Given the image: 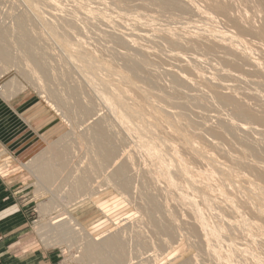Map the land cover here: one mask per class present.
<instances>
[{"label":"rangeland","instance_id":"obj_1","mask_svg":"<svg viewBox=\"0 0 264 264\" xmlns=\"http://www.w3.org/2000/svg\"><path fill=\"white\" fill-rule=\"evenodd\" d=\"M177 1L183 6L178 11L150 0H0V37L6 36L13 59H0V184L16 190L29 223L27 235L13 242L12 251L47 249L61 255L57 264H90L85 247L96 237L97 243L108 238L120 242L123 257L111 248L103 252L112 264H264V217L258 214L264 212V124L242 119L233 105L218 99L229 96L257 118L264 116V39L251 32L264 26V12L259 0H192L209 18L189 1ZM216 2L229 6L226 15L215 9ZM21 20L41 67L24 49ZM210 29L240 39L235 44L249 52V59L210 35ZM65 42L79 46L93 66L102 63L121 74V81L108 72L101 76L107 86L115 85L132 111L127 116L136 114L144 127L118 118L102 102L101 93L108 90L99 86L105 91H94L87 72L70 60ZM132 64L139 65L136 75ZM6 104L20 105L31 128H20L19 119L11 118L21 138L6 130ZM86 108L91 112L85 113ZM99 122L115 148L104 166L98 163L94 135ZM145 127L153 128L151 137ZM147 144L164 158L145 155ZM196 149L206 159L195 155ZM175 152L198 190L186 188L183 177L169 172ZM207 157L228 171L211 174L214 163ZM46 165L52 168L47 180L38 171ZM121 165L125 175L118 179L113 174ZM81 181L85 188H79ZM183 194L189 200L181 199ZM191 200L192 207L187 204ZM153 203L158 207L154 212ZM192 208L223 235L204 234ZM242 217L247 232L236 227Z\"/></svg>","mask_w":264,"mask_h":264},{"label":"bare ground","instance_id":"obj_2","mask_svg":"<svg viewBox=\"0 0 264 264\" xmlns=\"http://www.w3.org/2000/svg\"><path fill=\"white\" fill-rule=\"evenodd\" d=\"M50 1H53V0H50ZM186 1V0H185ZM187 1H189V3L192 5V7H193V9L195 10V11H197L198 13H200L201 15H204L203 17H209L211 14H209V12H206V10L204 11L203 9L204 8H202L200 5H198V4H196L195 2H192V0H187ZM78 2V1H77ZM150 2H154V3H158L159 4V6L161 7V8H164V9H173V10H181L182 9V4L179 2V1H177V0H150ZM259 3H260V6H261V9L263 10V12H264V0H259ZM28 4V3H27ZM79 4H83V3H79ZM78 4V5H79ZM225 4V3H224ZM223 3H215V9L218 11V12H220L221 14H224V15H226L227 13H228V10H229V6H227V5H224ZM229 4V3H228ZM257 4H258V2H257ZM24 5H26V4H24ZM32 5V4H31ZM83 6H85L84 4H83ZM75 7V6H74ZM89 7V6H88ZM258 7V6H257ZM87 8V7H86ZM34 9H35V6H34ZM169 9V10H170ZM260 9V8H259ZM260 9V10H261ZM33 10V9H32ZM88 10H90V9H88ZM93 10V9H92ZM94 12V11H93ZM100 12V11H99ZM103 14L105 13V12H103V11H101ZM91 13V12H90ZM95 13V12H94ZM102 13H100V14H102ZM211 13V12H210ZM115 14V13H114ZM199 14V15H200ZM98 15H99V13H98ZM107 15V14H106ZM94 16V15H93ZM102 16V15H101ZM115 16V15H114ZM99 17V16H98ZM107 16H105V19H107L106 18ZM202 17V16H201ZM100 18V17H99ZM109 18V17H108ZM115 18V17H114ZM210 18V17H209ZM212 18H213V16H212ZM252 18V17H251ZM255 18V17H254ZM86 19H87V17H86ZM104 19V20H105ZM134 19V18H133ZM93 20V19H92ZM95 20V19H94ZM115 20V19H114ZM203 20V19H202ZM231 20V19H230ZM233 20H234V18H233ZM249 20V19H248ZM41 21V20H40ZM39 21V22H40ZM96 21V20H95ZM107 21V20H106ZM127 21V20H126ZM125 21V22H126ZM215 21V20H214ZM239 21V20H238ZM243 21H245L244 19H243ZM99 22V21H98ZM107 22H109L110 23V20L109 21H107ZM118 22V21H117ZM123 22V21H122ZM139 22V21H138ZM211 22V21H210ZM240 22H241V19H240ZM109 23H108V25H109ZM113 23V22H112ZM111 23V24H112ZM216 23V22H215ZM233 23V22H232ZM234 23L238 26V25H240L237 21H236V19H235V21H234ZM245 23V22H244ZM255 23V22H254ZM111 24H110V26H111ZM137 24H139V23H137ZM246 24V23H245ZM262 24V23H261ZM106 25V24H105ZM135 25V24H134ZM252 25V24H251ZM119 26V25H118ZM144 26V25H143ZM19 27L22 29V37H24V38H22L23 40H22V42H23V45H24V49H25V51H26V53H27V56H28V58L29 59H31V61H33L34 63H36V65L39 67H41V63L39 62V60H38V58L37 57H35V55H34V51H33V48H32V46H31V44H29V42L30 41H28L27 40V38H26V34H25V30H24V21L23 20H21L20 21V24H19ZM42 27H44V25L42 26ZM47 27V26H46ZM123 27V26H122ZM131 27V26H130ZM134 27V26H133ZM188 27V26H187ZM196 27V26H195ZM199 27V26H198ZM239 27V26H238ZM247 27H250V26H247ZM45 28V27H44ZM108 28V27H107ZM109 28H111L112 29V27H109ZM168 28V27H167ZM215 28V27H214ZM47 29V28H46ZM114 29V28H113ZM117 29V28H116ZM254 29V28H253ZM251 30V32H255V33H257L258 34V37L260 38H263L264 39V26L261 28V29H259L258 31H254V30ZM257 29V28H256ZM49 30V29H48ZM186 30V29H185ZM189 30V29H188ZM192 30V29H191ZM213 30V29H212ZM239 30V29H238ZM237 30V31H238ZM50 31V30H49ZM111 31V30H110ZM113 31V30H112ZM115 31V30H114ZM114 31H113V33H114ZM190 32V31H189ZM196 32V31H195ZM208 32V31H207ZM239 32V31H238ZM247 32H248V30H247ZM135 33V32H134ZM192 33V32H191ZM202 33V32H201ZM246 33V32H245ZM123 34H124V32H123ZM141 34V33H140ZM152 34V33H151ZM151 34H149V35H151ZM209 34L210 35H212V36H214L215 38H218L219 40H221V42L223 41V42H228L229 43V45L231 46L230 48H235L237 51H239L240 53H241V55H242V57L244 56L245 58H247V59H249V52H247V51H245V50H243V46L241 47L242 48V51H241V49L239 48V47H237V45L235 44V42L237 43V41L238 40H240V39H235V36L233 35V34H229V33H225V32H222V31H216V29L215 30H213V31H211V29H210V32H209ZM243 34V33H242ZM254 34V33H253ZM134 35V34H133ZM143 35V34H142ZM148 35V34H147ZM155 35V34H154ZM193 35V34H192ZM236 35V34H235ZM248 36H249V34H247ZM130 36V35H129ZM199 36H200V33H199ZM254 36V35H253ZM148 37V36H147ZM182 37V36H181ZM256 37V36H255ZM39 38V37H38ZM51 38H52V36H51ZM124 38V37H123ZM129 38V37H128ZM127 38V39H128ZM148 38H150V37H148ZM238 38V37H237ZM131 39V38H130ZM136 39V38H135ZM214 39V38H213ZM218 39H216V41H218ZM257 39V38H256ZM132 40V39H131ZM215 40V39H214ZM214 40H212V41H214ZM129 41V40H128ZM134 41V40H133ZM139 41V40H138ZM206 41V40H205ZM215 41V42H216ZM258 41H260V40H258ZM164 42V41H163ZM190 42V41H189ZM204 42V41H203ZM220 42V43H221ZM222 42V43H223ZM240 42V41H239ZM262 42V41H261ZM137 43V42H136ZM173 43V42H172ZM263 43V42H262ZM219 44V43H218ZM224 44V43H223ZM64 47H65V49H66V51H68V53H69V55H70V60H73L75 63H76V67H79L78 65H80L81 67H82V69L83 70H80V71H83L84 72V70L87 72V74L86 75H88L89 77H88V80L89 81H91L92 83H93V85H92V87L94 88V91L95 92H100L101 90L100 89H102V88H99V86H104V87H106L105 89L106 90H108L109 91V93H113V94H115L114 96H113V94L111 95V96H113V97H111L110 95V97L109 96H106V94L105 93H108V91H105L104 89H102V91L104 90L105 91V93H101V96L100 95H98V96H100L101 98H103L102 100V102H104L105 101V103L107 104V105H109V107L112 109V110H114V113H115V115L118 117V118H120V119H126V118H130L131 120H134L135 122H139V124H140V126L141 127H144V122H142V120L135 114V116L134 117H128L127 116V114H129L130 112H132L131 110H129L124 104H123V99L121 98V96H120V93H119V91H116V90H114L116 87H115V85H114V87H112V86H107L106 84H108V83H106V80H107V78H105L106 80H104V76H101V75H104V73H106V72H108V73H111V75L113 76H117V77H120V81H121V79L123 80V78H122V76H121V74L118 72V73H116V72H113V71H110L109 69H107V68H105V67H103L101 64L100 65H98V64H94V66L92 65V63L93 62H91V61H89L87 58H86V56L84 57L82 54H81V51L78 49V48H80L79 46H77V45H73V44H70V43H67V42H65L64 43ZM127 45V44H126ZM205 45V44H204ZM226 45H227V43H226ZM225 45V46H226ZM229 45H228V47H229ZM243 45V44H242ZM200 46V45H199ZM234 46V47H233ZM248 46V45H247ZM187 47V46H186ZM203 47H205V46H203ZM210 47H212V46H210ZM264 47V46H263ZM207 48V47H206ZM213 48V47H212ZM188 49V48H187ZM209 49V48H208ZM215 49V48H214ZM245 49V48H244ZM256 49V48H255ZM259 49V48H258ZM145 50H147V49H145ZM149 50V49H148ZM260 50V49H259ZM263 51V50H262ZM154 52V51H153ZM254 52V51H253ZM261 52V51H260ZM208 54V53H207ZM230 55V54H229ZM180 56V55H179ZM198 56V55H197ZM212 56V55H211ZM214 56H215V54H214ZM231 56V55H230ZM255 56V55H254ZM202 57V56H201ZM203 57H205V56H203ZM219 57H220V55H219ZM261 57V56H260ZM210 58V57H209ZM250 58H252V57H250ZM0 59H2L3 61H5L6 63H11L12 62V56H11V53H10V50H9V48H8V44H7V38H6V36L5 35H2L1 37H0ZM190 59H193V58H190ZM201 59V58H200ZM262 59H264V58H262ZM194 60V59H193ZM199 60V59H198ZM209 60V59H208ZM219 60V59H218ZM230 60V59H229ZM232 60V59H231ZM251 60V59H250ZM253 60H255V59H253ZM72 61V62H73ZM95 61V60H94ZM202 61V60H201ZM201 61H198V62H201ZM73 62V63H74ZM96 62V61H95ZM188 62V61H187ZM226 62V61H225ZM250 62H252L253 63V65H255V67H257V68H259L260 67V65L261 64H258V63H256V62H254V61H250ZM100 63V62H99ZM193 63V62H192ZM72 64V63H71ZM78 64V65H77ZM189 64V63H188ZM208 64V63H207ZM231 64V63H230ZM234 64V63H233ZM237 64V63H236ZM249 64V63H248ZM73 65H75V64H73ZM235 65V64H234ZM233 65V66H234ZM104 66H105V64H104ZM139 66V65H138ZM138 66L136 65V64H132V65H130V69H131V71L133 72V73H135V75H136V73L138 72ZM210 66V65H209ZM216 66V65H215ZM237 66V65H236ZM241 66V65H240ZM247 66V65H246ZM224 67V66H223ZM239 67V66H238ZM254 67V66H253ZM74 68H75V66H74ZM80 68V67H79ZM78 68V69H79ZM188 68V67H187ZM237 68V67H236ZM222 69H225V68H222ZM231 69V68H230ZM242 69V68H241ZM260 70H262L261 68H259ZM240 70V69H239ZM99 71V72H98ZM101 71H103V73L101 72ZM171 71V70H170ZM230 71V70H229ZM235 71H236V69H235ZM238 71V70H237ZM260 72H262V71H259V73ZM77 73H78V71H77ZM242 73H244V72H242ZM247 73V72H246ZM250 73V72H249ZM107 74V73H106ZM105 74V75H106ZM253 74V73H252ZM85 75V74H84ZM109 75V74H108ZM198 75V74H197ZM225 75V74H224ZM240 76V75H239ZM242 76V75H241ZM260 76V75H259ZM262 76V75H261ZM82 77V76H81ZM86 76H84V78H85ZM111 77V76H110ZM203 77V76H202ZM227 77V76H226ZM250 77V76H249ZM254 77V76H253ZM87 78V77H86ZM139 78H141V77H139ZM182 78V77H181ZM207 78V77H206ZM242 78V77H241ZM264 78V77H263ZM262 78V79H263ZM150 79V78H149ZM189 79V78H188ZM194 79V78H193ZM258 79V78H257ZM87 80V81H88ZM111 80V79H110ZM144 80V79H143ZM195 80V79H194ZM207 80V79H206ZM108 81V80H107ZM85 82V81H84ZM90 82V83H91ZM141 82V81H140ZM144 82V81H143ZM210 82V81H209ZM240 82V81H239ZM264 82V81H263ZM150 83V82H149ZM256 83V82H255ZM110 84V83H109ZM181 84V83H180ZM137 85V84H136ZM207 85V84H206ZM201 86V85H200ZM263 86V85H262ZM75 87H76V85H75ZM186 87V86H185ZM221 87V86H220ZM81 88V87H80ZM120 88V87H119ZM246 88V87H245ZM258 88V87H257ZM131 89V88H130ZM193 89V88H192ZM215 89H216V87H215ZM100 90V91H99ZM101 91V92H102ZM114 91V92H113ZM139 91V90H138ZM211 91V90H210ZM115 92H117V93H115ZM74 93H76V90H74ZM261 93V92H260ZM127 94H128V92H127ZM216 94V93H215ZM228 95V94H227ZM242 95V94H241ZM245 95V94H244ZM206 96V95H205ZM219 97V98H218ZM217 98L220 100H222L221 102H224V103H229V104H231V105H233L234 107H235V113H236V115L237 116H240V117H242V119L243 118H245V120L246 119H248L249 121L250 120H254L255 121V119L256 120H259V121H261L263 124H264V116H262L261 118H259V116H258V118L254 115V113L252 114L251 113V111L249 110V108H248V110H247V108H244V106L242 105H239V104H237L236 103V101H234V100H232L231 99V97H224V96H221V95H219ZM244 97V96H243ZM255 97V96H254ZM216 98V99H217ZM114 99H116V101L114 102ZM113 100V101H112ZM118 100V101H117ZM145 101V100H144ZM218 101V100H217ZM114 102V103H113ZM117 102V103H116ZM152 102V101H151ZM184 102V101H183ZM243 102V101H242ZM123 105H122V104ZM220 103V102H219ZM223 103V104H224ZM258 103H261V102H258ZM106 104L104 105V106H106ZM115 104H117V106L115 105ZM130 103H128V105H129ZM182 104V103H181ZM225 105V104H224ZM227 106V105H226ZM153 107V106H152ZM228 107V106H227ZM150 108V107H149ZM91 108H86L85 109V113H90L91 112V110H90ZM108 109V108H107ZM135 113V112H134ZM155 114H157V113H155ZM152 116V115H151ZM247 120V121H248ZM141 122V123H140ZM252 122V121H251ZM260 122V123H261ZM102 123V122H101ZM100 122L96 125V127L94 128V135H95V142H96V147H97V155H98V163L101 165V166H104V165H106L112 158H113V156L115 155V148H114V146H113V144H112V140H111V137L108 135V133H107V131H106V129L103 127V124H101ZM138 124V123H137ZM232 126L235 128V129H237V128H239V129H245L244 127H242V126H239L238 124L237 125H235V124H232ZM232 128V127H231ZM230 128V130H233V128L231 129ZM126 133H128V134H132V133H129V131L127 132V130H126V128H124L123 129ZM146 133H147V135H150L151 133H153V128H151V127H145V130H144ZM238 131V130H237ZM241 131V130H240ZM234 132H236V130L234 131ZM235 134V133H234ZM152 135H150V137H151ZM185 142L189 145H192L193 146V144H191L188 140H185ZM171 147V146H170ZM191 147V146H190ZM192 148H194V147H192ZM254 149H255V147H254ZM254 149H252V150H254ZM157 149H155V148H153V147H151L150 145H148L147 144V147H146V149H145V151H144V153H145V155H153V156H149L151 159L153 158V159H157L158 161H160V157H161V160L164 158V155H163V153H161L160 151L158 152V151H156ZM196 151H198L197 149H196ZM257 150H254L253 152H256ZM174 152V151H173ZM199 152V151H198ZM196 154L195 155H199V156H201V158L202 157H204L200 152L199 153H197V152H195ZM257 154V153H256ZM170 157L172 156L171 154L169 155ZM6 156H3V158H5ZM206 157V156H205ZM204 157V158H205ZM172 158V160L170 159V161L172 162H170V168H169V172L170 173H173L174 171L176 172V174L178 175L179 174V176H181V177H183V179L185 180V185H186V188H189V189H194V190H198V186L196 187V181H194V178L193 177H191L192 175H189L190 174V169H189V167L185 164V162H183L182 160L183 159H180V156H178L177 154H176V152L175 153H173V156L171 157ZM208 159L207 160H212L211 159V157H207ZM206 159V158H205ZM204 159V160H205ZM169 160V159H168ZM210 161H208V162H210ZM214 161H216V160H214ZM261 161V160H260ZM212 163H214V165H212L211 164V166H214L213 167V171H211L210 173L211 174H213V173H215V171L216 172H224L226 169H225V167H224V165H220V164H217V163H215V162H213V161H211ZM216 162H218V161H216ZM51 170H52V168H51V166L50 165H46V166H41L40 167V169L38 170L39 171V173H40V175L41 176H43L44 177V179L45 180H47V178H49L50 177V172H51ZM226 171H228V169L226 170ZM259 171V170H258ZM258 171H257V174H259L260 172H261V170H260V172L258 173ZM174 172V173H175ZM262 172H263V169H262ZM192 173V172H191ZM256 174V175H257ZM264 174V173H263ZM124 175H125V169H124V167H123V165H121V166H119L117 169H116V172L113 174V176L114 177H116V178H118V179H123L124 178ZM206 175H207V173H206ZM261 176H262V173L260 174ZM208 176H210V175H208ZM207 176V177H208ZM213 176V175H212ZM259 176V175H258ZM262 178L264 179V176H262ZM262 180V179H261ZM264 181V180H263ZM197 182H199L198 180H197ZM184 183V182H183ZM200 183V182H199ZM184 185V186H185ZM256 185V184H255ZM78 186H79V188H85V182H83V181H81L79 184H78ZM129 186V181L127 180V181H124V187H128ZM257 186V185H256ZM256 186H253V184H250V188H252V189H256L257 187ZM260 186V185H259ZM258 186V188H260ZM183 187V186H182ZM195 187L197 188V189H195ZM256 187V188H255ZM173 188H178V186H173L171 189L173 190ZM181 188V187H180ZM179 189V188H178ZM219 189H221V188H219ZM218 189V190H219ZM223 189V188H222ZM180 190V189H179ZM193 190V191H194ZM175 191H177V190H175ZM223 191V190H222ZM199 192H201V191H199ZM198 192V193H199ZM221 192V191H220ZM260 192V191H259ZM180 193H182V191L180 192ZM195 193H197V191L195 192ZM256 194H258L259 195V193H258V191L256 192ZM182 197H181V199H188V198H185L184 197V194L183 195H181ZM179 197H180V195H179ZM198 199L199 198H201L202 199V197H197ZM180 199V198H179ZM180 199V200H181ZM204 199V198H203ZM206 199H207V197H206ZM189 200V199H188ZM194 200V199H193ZM202 201V200H201ZM249 202H250V205L249 206H251L250 208H252V206H253V202H252V200H248ZM186 202V201H185ZM189 202V201H188ZM187 202V204L189 205L190 204V206L193 204V202H192V200L188 203ZM195 202H196V200H195ZM194 202V203H195ZM202 202H204V201H202ZM232 202V201H231ZM230 202V203H231ZM206 203H209V200L206 202ZM210 203H212V202H210ZM183 204H185L184 202H183ZM205 204V203H204ZM249 204V203H248ZM211 206H213V204H210ZM231 205V204H230ZM229 205V206H230ZM248 206V205H247ZM192 207V206H191ZM231 207V209H232V206H230ZM234 207V206H233ZM158 207H157V205L155 204V203H153V206H152V212H154L156 209H157ZM193 210V213H194V218H195V220L196 221H198V226H200V229L203 231V233L204 234H207V235H209V237H210V235L211 236H213V237H215V239L216 238H220L221 237V235H223V233L222 232H220V230L218 229V226H217V224L216 225H213V226H211V225H209L207 222H205V220L203 219V217H202V214H197V212H196V210L197 209H195V208H192ZM235 212H238V211H236V209L234 210ZM258 214H260V215H262L263 217H264V212L263 211H259L258 212ZM244 218L242 217V219L239 221V223H238V225H236V227L238 226V228H241V229H243L244 230V232H247L248 231V229H247V226H249V224H248V222H246V221H244L243 220ZM247 220V219H246ZM247 221H249V220H247ZM250 222V221H249ZM228 224V223H227ZM233 224V223H232ZM229 225H231V223H229ZM251 225H254V224H251ZM259 229H260V227H259V225L256 223L255 224ZM253 226V227H256V226ZM164 228H165V230L167 231V232H169L170 231V227L169 226H163ZM231 227H232V225H231ZM256 227V229H258ZM249 228V227H248ZM242 231V230H241ZM223 232H224V229H223ZM213 237H211V238H213ZM94 240H99V238H96L95 237V239ZM92 241V242H88V244H87V246L85 247V254L84 255H86V257L88 258H90L91 260L89 261V263L90 264H92L93 262H94V264H112L110 261H109V259L108 258H105V255H103V252L104 251H107V249L108 248H111V250L113 251V252H115L117 255H119L120 257H123L124 256V254H123V249L120 247V242L118 241V242H116V239L115 238H108L107 240H104L102 243H97V242H95V241ZM217 240H219L220 241V239H217ZM222 240V239H221ZM116 242V243H115Z\"/></svg>","mask_w":264,"mask_h":264},{"label":"crops","instance_id":"obj_3","mask_svg":"<svg viewBox=\"0 0 264 264\" xmlns=\"http://www.w3.org/2000/svg\"><path fill=\"white\" fill-rule=\"evenodd\" d=\"M8 109L6 110L7 117L4 122L8 124L6 130L11 131L14 138H21L22 134L20 128L28 127L27 122L19 112H21V106L15 108L6 104ZM24 114V113H23ZM19 119L18 127L12 126L10 119ZM31 129V128H30ZM1 139V138H0ZM13 143V137L11 138ZM16 190L8 188L0 184V258L4 264H57L61 257L60 254L45 249H34L24 252L12 251L11 247L13 242L23 237V234L27 235V227L29 226L26 211L22 209V205H25L16 200Z\"/></svg>","mask_w":264,"mask_h":264}]
</instances>
